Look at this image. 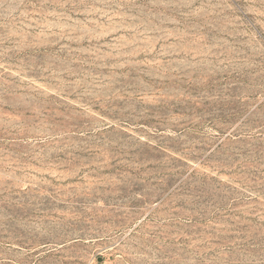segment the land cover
Masks as SVG:
<instances>
[{"label":"rangeland","instance_id":"374dc122","mask_svg":"<svg viewBox=\"0 0 264 264\" xmlns=\"http://www.w3.org/2000/svg\"><path fill=\"white\" fill-rule=\"evenodd\" d=\"M0 264H264V0H0Z\"/></svg>","mask_w":264,"mask_h":264}]
</instances>
